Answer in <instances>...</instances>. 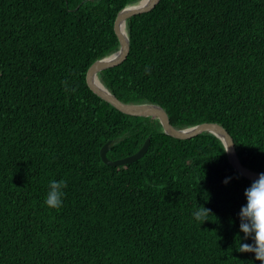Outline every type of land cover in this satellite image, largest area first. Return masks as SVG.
<instances>
[{
	"label": "trees",
	"instance_id": "1",
	"mask_svg": "<svg viewBox=\"0 0 264 264\" xmlns=\"http://www.w3.org/2000/svg\"><path fill=\"white\" fill-rule=\"evenodd\" d=\"M137 1L0 0V264H260L237 249L252 180L222 141L174 138L87 83ZM125 25L126 58L97 73L105 88L161 106L175 128L222 125L242 165L264 172V0H159ZM147 137L135 161L100 157L107 141L114 160ZM50 179L67 180L59 210L44 202ZM197 203L211 210L201 225Z\"/></svg>",
	"mask_w": 264,
	"mask_h": 264
},
{
	"label": "water",
	"instance_id": "2",
	"mask_svg": "<svg viewBox=\"0 0 264 264\" xmlns=\"http://www.w3.org/2000/svg\"><path fill=\"white\" fill-rule=\"evenodd\" d=\"M140 1L141 0L134 2V3H138ZM158 1L159 0H150L149 3L146 5L138 6L133 9H128L127 7L130 4H134V3H130V4L125 5L117 13L115 21H114V29L119 39V47L115 52L109 55H106L102 58H99L91 63L86 73V80H87L89 87L103 100L109 102L112 106H114L115 108H117L123 113L134 115V116H149L152 118H157L162 126L163 132L174 138L185 139V138H191L203 132L213 133L222 141L225 147V150L227 149V144H228L229 147L226 152H227L228 159L230 163L232 164V166L242 176L253 181L254 179L257 178L260 172L253 171L245 167L244 165H242L236 153V149L232 141V138L222 125L216 122H203V123H199V124L187 127V128H175L169 122L168 115L161 106L152 104V103L122 102L114 94H112L107 88L105 89L98 88L93 83V76H97V73L99 71L121 63L128 54V50H129L128 36L127 35L124 36L121 33L119 29L120 22L121 21L126 22L127 18L135 14L146 12L152 9ZM149 141H150V138L147 137L145 141L143 142V144L141 145V147L136 152H134L131 155L118 158V159H114V160H111L106 156L107 149L110 144V141H107L100 148V157L102 161L108 165H121V164L129 163L143 156V154L147 150Z\"/></svg>",
	"mask_w": 264,
	"mask_h": 264
},
{
	"label": "clouds",
	"instance_id": "3",
	"mask_svg": "<svg viewBox=\"0 0 264 264\" xmlns=\"http://www.w3.org/2000/svg\"><path fill=\"white\" fill-rule=\"evenodd\" d=\"M146 72H150V68L146 66ZM65 87H68L67 82ZM228 144L227 149L228 150ZM231 176H226L223 183L228 184L231 181ZM67 188V180L65 179H50L48 190L46 193L45 204L49 208L61 209L64 205L66 196L65 189ZM245 203L241 205L239 217V232L237 234L238 245L237 249L241 252H252L255 259L264 264V172L258 174L248 187L244 189ZM211 210L203 204L197 203L192 208L191 217L194 222H199L200 225L208 220L207 216Z\"/></svg>",
	"mask_w": 264,
	"mask_h": 264
},
{
	"label": "bare ground",
	"instance_id": "4",
	"mask_svg": "<svg viewBox=\"0 0 264 264\" xmlns=\"http://www.w3.org/2000/svg\"><path fill=\"white\" fill-rule=\"evenodd\" d=\"M150 0H141L138 3H134V4H130L127 8L128 9H133L135 7L138 6H143L149 3ZM119 29L121 31V33L125 36L127 35L126 33V25H125V21H121L120 25H119ZM93 83L95 84V86H97L98 88L101 89H105V86L101 83V81L99 80V78L97 76H93Z\"/></svg>",
	"mask_w": 264,
	"mask_h": 264
}]
</instances>
